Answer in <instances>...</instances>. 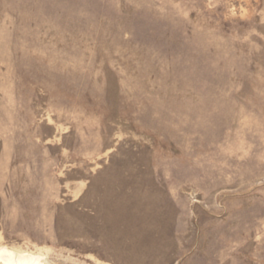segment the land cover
<instances>
[{
  "label": "rangeland",
  "instance_id": "obj_1",
  "mask_svg": "<svg viewBox=\"0 0 264 264\" xmlns=\"http://www.w3.org/2000/svg\"><path fill=\"white\" fill-rule=\"evenodd\" d=\"M0 247L264 264V0H0Z\"/></svg>",
  "mask_w": 264,
  "mask_h": 264
},
{
  "label": "bare ground",
  "instance_id": "obj_2",
  "mask_svg": "<svg viewBox=\"0 0 264 264\" xmlns=\"http://www.w3.org/2000/svg\"><path fill=\"white\" fill-rule=\"evenodd\" d=\"M0 264H46L44 258L8 247H0Z\"/></svg>",
  "mask_w": 264,
  "mask_h": 264
}]
</instances>
